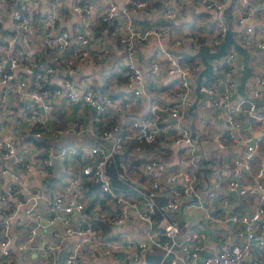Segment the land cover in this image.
I'll use <instances>...</instances> for the list:
<instances>
[{
  "label": "built area",
  "instance_id": "obj_1",
  "mask_svg": "<svg viewBox=\"0 0 264 264\" xmlns=\"http://www.w3.org/2000/svg\"><path fill=\"white\" fill-rule=\"evenodd\" d=\"M193 1L206 23L173 36L183 0H0V264H23L16 255L33 251L37 264H264V134L246 135L240 119L247 114L264 133V113L233 98L240 55L230 46L200 84L220 125L212 131L192 104L190 77L202 62L172 54L185 43L192 54L217 51L232 8L236 41L264 53V0ZM95 40L127 56L123 77L101 89L77 79ZM153 43L151 71L177 76L159 100L136 64L139 47ZM113 85L128 97L116 100ZM244 93L264 102V73L251 75ZM59 102L89 113L54 117ZM188 111L197 134L183 124ZM208 138L221 151L240 147L231 172L202 155ZM64 139L55 154L47 141ZM225 192L252 210L236 211ZM192 210L201 216L184 214ZM155 250L159 261L148 263Z\"/></svg>",
  "mask_w": 264,
  "mask_h": 264
},
{
  "label": "crops",
  "instance_id": "obj_2",
  "mask_svg": "<svg viewBox=\"0 0 264 264\" xmlns=\"http://www.w3.org/2000/svg\"><path fill=\"white\" fill-rule=\"evenodd\" d=\"M183 1L186 4V12L183 13L182 15H179L177 20L172 23L173 25L172 35L173 36H177L181 33L193 32L195 29H197L198 25L200 26L206 23L207 14L205 12H202L201 9H199V6L196 3H194L193 0H183ZM230 11L231 12H229V16L231 17V20H228L227 18V21H228V25L232 27L233 29L234 28L233 18L235 15L233 14V8ZM151 19L156 24H159L165 27L164 24L166 23V21L164 19L160 17H153V16L151 17ZM262 21H263V18L260 17L258 22H262ZM170 27H171V24L169 25V28ZM212 30H213V27L209 31L211 32ZM232 31H233V37L235 38L236 35H234V29ZM205 40H207V37L205 38ZM157 46H158L157 43H153L149 47L141 45L138 49V53L136 56L137 67L140 70L144 78L145 92L149 97H151L152 100L161 99L164 93V90L170 87L172 81L177 78V76H174L171 79H169L170 77L167 75L165 70H161L159 73H153L151 71L150 61L153 59V55H154L153 51L157 48ZM184 47L185 48H181V51H176V52L190 53V50L188 49V43H185ZM91 54L93 55L92 60H90V62L88 63L85 62V64L83 65V74L80 73L77 79H82L83 77L84 78L89 77L91 81L93 82V84L96 87H99L101 89L103 88V84L111 80V78L123 77L125 65L127 62V56L122 46H120L119 44L110 43V42L102 45L101 43H99V41L95 40L91 45ZM252 55L253 56L249 62L251 75H254L255 73H259V72L264 73V53H256ZM163 59L164 58L161 57L159 58V61L163 62ZM177 59L180 61V63H186L184 62V60H187L186 58H183V57H177ZM189 60L201 61L199 58L189 59ZM213 62L214 60L210 61L211 64ZM242 63H243V58L242 56H240L239 57V72H240L239 74H241L240 66L242 65ZM203 69L204 68H202L200 72L196 74L195 76L190 77V81L194 85V89L196 86V79L200 75ZM206 82L208 81L204 78V76H202L200 80V84H203ZM114 86L115 85H113V89L110 92V94L113 95V97L116 100L121 101V100H124L126 97H128L127 92L122 91V90L117 91ZM239 97L240 96L238 92H236V94H234L233 96L235 101L238 100ZM174 102H176V100ZM192 104H195L194 108H196L199 111L204 123H206L205 124L206 126L211 128L212 131L219 130L220 125L213 118L210 105L206 101L205 95L198 96L196 89H195V93L193 96ZM146 107H147L146 99L144 97H140V103L139 105H136V108L141 111L142 109H145ZM263 107L264 106L259 105L258 111L264 113ZM88 113H89V110L87 108H83L80 105L75 106V105H68L64 102H59L57 106H54L52 115L54 117H62V115L64 116V115L70 114L71 116L80 117L83 115L87 116ZM186 118L187 119L183 121V124L191 128V130L194 133L196 134L199 133V131H195L197 123L191 121V115L189 111L186 114ZM240 119L242 122L243 132L246 135L252 137L253 136L252 133H261L262 135L264 134L261 128L259 127H254V126L249 127L250 122H249V117L247 116V114L241 115ZM1 134H4V133L1 132L0 135ZM83 141L87 143L91 142L90 144H93L95 142L91 138H84ZM239 148L240 147L236 146L230 152L221 151L216 148L214 141H212L211 138L203 139L202 142L200 143V152L202 153V155H204V157L213 159L215 163L218 164L222 168L221 171L223 173H228L232 171L231 161H232V158L240 155ZM259 156L260 155L256 156L254 166L257 165ZM224 195L228 196L227 192H225ZM229 198L232 201V207L236 209V211L250 212L252 210L251 205L246 206L238 202L236 200V197L234 200L231 197ZM41 206H42V212H43L45 210L44 205L41 204ZM200 216H201V213L198 211V213L194 214V217L193 216L191 217L195 219V218H199ZM41 232L48 234L47 228H44ZM63 253H65V249L63 250ZM62 256L63 255L60 254V258ZM16 257H17V260L21 261L23 264H37L36 253L34 251L30 252V254L29 253L17 254ZM58 264H62V263H58Z\"/></svg>",
  "mask_w": 264,
  "mask_h": 264
},
{
  "label": "water",
  "instance_id": "obj_3",
  "mask_svg": "<svg viewBox=\"0 0 264 264\" xmlns=\"http://www.w3.org/2000/svg\"><path fill=\"white\" fill-rule=\"evenodd\" d=\"M232 46L237 53L242 56L243 58V63H242V74L240 76L235 77L238 81V88L237 92L240 97L246 100L252 101L255 106L258 108V105L264 106V102L258 99H249L247 95L244 93V87L245 84L250 80L251 78V70L249 66L250 59L252 58L253 55H251L248 51L243 49L239 43L236 41V39L233 37V31L231 29H228L223 41L220 43L218 50L216 52H210V49L208 46L202 47L200 50H198L194 54L190 53H185V52H172L173 56L175 57H183L186 59H195L199 58L203 64V70L200 73V75L196 79V92L197 95H204L202 92H199L200 88V80L201 77L204 76V78L207 81H210L212 78V65L210 63V60H220L224 57V54L226 50ZM222 87H224L222 85ZM253 137L255 138L257 135H262L261 133H252ZM229 197H231L233 200L235 199V193H227ZM207 255V251H203L200 255V258H204Z\"/></svg>",
  "mask_w": 264,
  "mask_h": 264
},
{
  "label": "trees",
  "instance_id": "obj_4",
  "mask_svg": "<svg viewBox=\"0 0 264 264\" xmlns=\"http://www.w3.org/2000/svg\"><path fill=\"white\" fill-rule=\"evenodd\" d=\"M229 12H231V11L228 10V11L226 12V14H228V20H231V17L229 16ZM169 25H170L169 22H166V23L164 24V26H169ZM192 61H193V60H189V59L184 60V62H186V63H188V62H192ZM263 109H264V107H263ZM32 140L35 141V139H32ZM137 163H139V161L135 162L134 166H135ZM109 171H112V169H109ZM159 253H160V252H159L158 250H155L151 255H148V256H147L146 261H147L148 263H157V262L159 261V257H160V254H159Z\"/></svg>",
  "mask_w": 264,
  "mask_h": 264
},
{
  "label": "rangeland",
  "instance_id": "obj_5",
  "mask_svg": "<svg viewBox=\"0 0 264 264\" xmlns=\"http://www.w3.org/2000/svg\"><path fill=\"white\" fill-rule=\"evenodd\" d=\"M198 26H199V25H198ZM47 142L50 143V144L54 147V152H55V154H57V152H58V148H59L60 146H62L63 144L67 143V140L64 139V140H59V141H55V142L48 140ZM90 143H91V142H90ZM196 213H198L197 210H192V211H190V212H185L184 214H185L186 216H188V217H190V216H193V217H194V214H196Z\"/></svg>",
  "mask_w": 264,
  "mask_h": 264
}]
</instances>
